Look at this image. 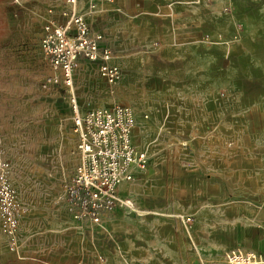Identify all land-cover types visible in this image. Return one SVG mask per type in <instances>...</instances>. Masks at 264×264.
Masks as SVG:
<instances>
[{
	"label": "rangeland",
	"instance_id": "1",
	"mask_svg": "<svg viewBox=\"0 0 264 264\" xmlns=\"http://www.w3.org/2000/svg\"><path fill=\"white\" fill-rule=\"evenodd\" d=\"M120 2L134 10L139 26L120 47L127 63L119 80L107 83L97 66L78 61L74 80L82 106L119 102L143 121L167 122L162 152L134 141L148 150L152 179L180 182L201 158L224 169L230 155L235 167L263 166L264 177V0ZM65 8L61 0H0V160L15 175L25 208L19 229L30 251L39 249L27 239L34 224L62 223L58 214L79 157L65 92L44 87L51 66L40 46L43 25L54 17L48 10L60 17ZM170 132L190 158L169 156ZM235 178L242 176L235 172ZM134 204L111 213L109 227L121 236L122 250L93 264H216L200 249L203 234L190 212L164 215ZM6 247L0 230V264H42L11 258Z\"/></svg>",
	"mask_w": 264,
	"mask_h": 264
},
{
	"label": "crops",
	"instance_id": "2",
	"mask_svg": "<svg viewBox=\"0 0 264 264\" xmlns=\"http://www.w3.org/2000/svg\"><path fill=\"white\" fill-rule=\"evenodd\" d=\"M89 1L94 3L93 8L89 7ZM122 3L120 0L116 3L115 0H79L78 9L88 14L89 25L102 33L103 44L110 47L113 57L116 54V60L122 64L119 65L113 57L112 61L124 70L127 61L122 58L120 47L130 30H136L139 26L135 16L131 15L134 10ZM52 15L59 17L55 13ZM178 35L179 32L175 33L174 39ZM184 35L192 36V30ZM84 63L92 69L97 66L94 62ZM170 117L171 114L167 119ZM135 118L132 131L134 138H140L138 144L143 143V146H151L154 150L157 148L155 151L161 149L162 152L164 143L161 140L168 133L167 122L161 126ZM169 134L175 142V146H166L169 156L190 158L187 147L176 145L179 135ZM194 150L197 152V149ZM161 162L164 161L161 159ZM205 163L211 164V160L206 162L205 158L199 159L192 172L185 170L181 174L180 182H169L166 177L155 180L152 179L155 173H151L153 170L150 168L136 169L131 180L120 183L119 195L131 198L144 212L164 215L190 212L199 226V232L203 234L200 249L216 264H225L223 250L236 245L264 255V177L260 176L263 166L248 169L235 167L231 155L224 169ZM235 172L241 174L242 178H235ZM182 191L184 194H181ZM111 213L103 215L101 223L94 224L72 219L67 206H62L58 214L62 223L57 228L55 224L48 226L46 220L36 223L43 225L42 238L37 243L39 249L32 247L30 251L26 247L25 253L51 264H73L80 258L88 260L84 264H93L99 258L117 255L122 250V241L116 228L109 227L114 217Z\"/></svg>",
	"mask_w": 264,
	"mask_h": 264
},
{
	"label": "built area",
	"instance_id": "3",
	"mask_svg": "<svg viewBox=\"0 0 264 264\" xmlns=\"http://www.w3.org/2000/svg\"><path fill=\"white\" fill-rule=\"evenodd\" d=\"M66 8L60 17L43 25L40 40L51 72L44 87L64 90L71 115V130L76 136L79 153L76 169L65 190V203L72 219L101 223L103 215L117 206L133 210L134 201L119 195V185L133 178L136 169H146L148 150L138 148L133 138L135 113L130 105L116 102L110 106L85 108L77 97L74 70L78 61L97 64L99 75L107 83H116L120 67L112 61V50L103 44V35L90 26L86 15L78 9L79 0H62ZM89 7L94 3L89 1ZM54 14L52 9L48 10ZM25 213L15 185V175L7 163L0 160V230L7 241L6 255L11 258L34 259L25 253L21 237L20 217ZM186 221L191 217L186 216ZM47 225L55 222L47 219ZM42 224H36L27 239L38 243ZM226 264H264V255L242 246L227 247L222 253ZM210 264V263H207Z\"/></svg>",
	"mask_w": 264,
	"mask_h": 264
},
{
	"label": "bare ground",
	"instance_id": "4",
	"mask_svg": "<svg viewBox=\"0 0 264 264\" xmlns=\"http://www.w3.org/2000/svg\"><path fill=\"white\" fill-rule=\"evenodd\" d=\"M134 129V128H133ZM134 141L138 143V141H140V138H134ZM181 194H184V191H182Z\"/></svg>",
	"mask_w": 264,
	"mask_h": 264
}]
</instances>
